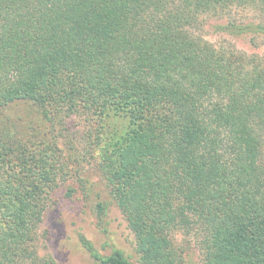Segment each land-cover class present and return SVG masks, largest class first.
<instances>
[{"label": "trees", "instance_id": "1", "mask_svg": "<svg viewBox=\"0 0 264 264\" xmlns=\"http://www.w3.org/2000/svg\"><path fill=\"white\" fill-rule=\"evenodd\" d=\"M211 19L257 46L264 0H0V264H58L40 244L79 174L67 124L96 144L111 111L129 129L100 168L140 262L185 264L180 231L201 264H264V54L205 39Z\"/></svg>", "mask_w": 264, "mask_h": 264}, {"label": "rangeland", "instance_id": "2", "mask_svg": "<svg viewBox=\"0 0 264 264\" xmlns=\"http://www.w3.org/2000/svg\"><path fill=\"white\" fill-rule=\"evenodd\" d=\"M248 16L249 13L242 12L238 19H247ZM215 23L211 19L204 26L205 39L218 44L232 42L246 52L261 51L264 54L263 33L255 46L249 34L238 38L223 34L215 29ZM12 110L20 112L21 105ZM10 115L14 116V113ZM85 123L82 117H76L67 124L69 131H66L68 136L65 139L75 142L70 151L79 161V174L71 176L54 191L42 222L47 238L41 241L40 252L50 253L58 264H103L101 259L118 252L131 264H143L135 250L134 235L111 199L108 181L100 168L102 154L103 157H113L117 149L116 141L128 132V118L125 114L111 111L110 130L102 132L99 143L94 141L96 144L89 138ZM92 139H95L94 136ZM67 148L66 152L70 153ZM98 203L103 205L101 213ZM175 239L185 247V264H201V252L193 234L179 231Z\"/></svg>", "mask_w": 264, "mask_h": 264}]
</instances>
